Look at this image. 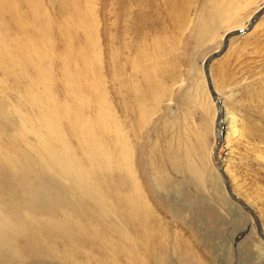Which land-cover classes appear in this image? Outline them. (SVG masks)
<instances>
[{"label": "rangeland", "instance_id": "obj_1", "mask_svg": "<svg viewBox=\"0 0 264 264\" xmlns=\"http://www.w3.org/2000/svg\"><path fill=\"white\" fill-rule=\"evenodd\" d=\"M204 1L0 0V36L46 54L41 59L51 64L50 82L59 106L80 109L82 119L90 121L96 120L97 111H104L105 122L110 112L117 118L133 149L141 195L158 221L147 239L141 235L131 246L116 232V217L104 214L91 196L61 192L52 203L42 200L34 207L26 185L11 175L0 188L3 211L14 210L13 218L23 223L26 208L34 207L30 222L48 219L64 223L68 231H81L79 241L68 245L53 240L60 255L51 256L27 246L30 238L42 240L38 232L27 229L24 235H14L22 257L2 258L0 264H264V9L251 23L264 0H254L243 11L240 26H221L217 35L201 41L192 20ZM237 29L241 32L230 35L223 47L225 35ZM211 54L207 76L204 64ZM10 65L17 74L0 69V104L8 112L18 106L33 115L37 110L19 102V95L34 83L37 72L30 66L21 69L19 59ZM141 70L152 71L153 85L161 81L168 92L146 119L125 89L136 75L138 87H143ZM209 100L214 119L204 110ZM233 112L244 132H233L228 141L222 128L218 162L217 129L222 124L233 127ZM19 127L16 116L0 127V148L9 155L27 153L25 138L15 136ZM63 131L77 149L67 121ZM108 134L107 129L106 148ZM170 138L174 144L187 145L196 165L202 166V156L201 180L181 164L174 169L162 159L170 179L158 185L153 161ZM31 169L36 175L35 181L30 178L33 184L44 190L56 188L38 159H32ZM98 183L109 187L108 170ZM106 198L111 204L110 193ZM40 234L46 236L45 231ZM66 246L79 247V253L64 257Z\"/></svg>", "mask_w": 264, "mask_h": 264}, {"label": "bare ground", "instance_id": "obj_2", "mask_svg": "<svg viewBox=\"0 0 264 264\" xmlns=\"http://www.w3.org/2000/svg\"><path fill=\"white\" fill-rule=\"evenodd\" d=\"M253 3L254 0H205L192 20L197 38L201 41L212 38L218 34V29L221 26H227V29L240 26L243 11L250 8L249 5ZM257 9L258 7L255 11ZM0 44V69L9 70L11 74L16 75L15 66L10 65V63H14L19 59L21 69L24 66L25 68L30 66V69L37 72V77L34 80V83L37 84H31L24 93L19 95V98H21L19 102L22 100L29 107L36 109L35 114H25L18 106L8 112L0 104V127L13 119L14 116L18 117L20 127L15 136L25 138L27 150V153L21 151L20 154L9 155L0 148V188L2 183L10 181L8 179L11 175H15L16 182L26 185L24 190L29 195V199L31 198L34 207H39L38 205H41L42 200H48L49 203H52V200L58 198L61 192H67L72 196L89 195L99 202L104 214L107 212V215L110 214L116 217L118 221V224L115 225L116 232L131 246L137 244H135V241H138L136 238L141 235L147 239L156 229L157 216L149 207L150 205L146 202L144 196L141 195L140 182L134 167L133 149L127 134L121 132L118 127L119 124L114 114L110 112L109 118L105 122L104 111L100 113L97 111L96 120L90 121L82 119L79 114L80 109L59 106L50 82L52 78L49 69L51 64L49 60L41 59V56L44 57L46 54L32 51L29 47L23 48L19 44L9 43L3 40L1 36ZM156 71H159L158 67H156ZM141 75L143 87H138L136 83L138 77L136 75V77H132L130 84L126 85L125 89L131 96V98L129 97L130 102H135L140 115L146 119L150 110L168 92L167 89L161 86V81L158 85H153L152 71L141 70ZM78 100L80 101L79 98ZM127 106L129 107V105ZM204 110H207L211 118L214 119L215 110L213 104L211 109L210 100L207 106H204ZM231 120L233 121V127L229 125L223 127V124L219 123L224 130L225 140L228 139V141L233 132L236 131L240 134L244 132L243 123L238 116L236 117L235 112L232 113ZM64 121L68 122L70 133L77 138L79 145L77 149L65 137L63 131ZM107 129L109 130L108 148L105 147L103 139V133ZM217 134L219 137V129H217ZM30 136L34 137L32 143L28 141ZM191 136L193 135L188 134L189 138ZM172 139L170 138L165 142L163 150H160L161 152L156 155V160L153 161L152 168L155 171L158 185L164 186L170 179L163 168L162 159H167L174 169H177L181 164L182 167L184 166L183 168L188 169L191 175L201 180L204 176L202 170L205 162L202 156H199V159L203 161L202 166L196 165V161L188 156L187 145L186 147L182 145V141L181 143L175 141L177 143L174 144ZM197 143L202 145L203 139H197ZM33 158L38 159L40 164L49 170L54 183L56 181V188L44 190L39 184H33L30 181V178L34 181L36 178L31 169ZM105 170L109 171V187L106 188L98 183ZM10 188V193L14 194V188ZM109 193L111 204L110 199L108 202L106 198ZM34 207L26 208L25 214L21 216L22 219L26 220L23 221L25 226L21 221L13 218L16 213L14 210L5 212L3 211L5 208L0 207V259L3 258L4 261H8L22 257V250L14 240V235H24L27 229L35 230L42 237V240L30 238L29 245L26 243L28 247L33 248L36 253L40 254L59 256L60 252L56 250V242L53 241L55 239L61 240L65 245L70 244L72 240L79 241L78 234L81 229L68 231L64 223L48 219L30 222ZM130 226L137 229H134L135 233L128 228ZM44 231L46 236L40 234ZM88 237L86 235L85 239ZM66 247H68V251L64 257L71 256L72 253H79L77 249L79 247L77 246L75 248L72 246ZM70 252L72 253L70 254ZM182 254L181 251H177L178 256H184ZM3 256H5V259Z\"/></svg>", "mask_w": 264, "mask_h": 264}, {"label": "water", "instance_id": "obj_3", "mask_svg": "<svg viewBox=\"0 0 264 264\" xmlns=\"http://www.w3.org/2000/svg\"><path fill=\"white\" fill-rule=\"evenodd\" d=\"M262 9H264V5L254 14V16L251 18V23L254 21V17L262 10ZM241 32V30H236V31H233V32H231V33H229V34H227V35H225V37H224V39H223V47H225L226 46V44H227V41H228V38L230 37V35H233V34H237V33H240ZM214 56V54H211L208 58H207V61L205 62V64H204V71H205V73H206V75L208 76V66H207V64H208V62H209V60L212 58ZM209 85H210V83H209ZM211 86V85H210ZM211 93H212V95H213V97L214 98H216V96H215V94H214V91H213V89L211 88ZM217 102H219V100L217 99ZM220 122V121H219ZM219 129H220V134L222 135V132H223V130H222V127H219ZM220 135V140L218 141V143H217V146H216V148H215V156H216V159H217V161L219 162L220 160H219V158H218V156H217V149H218V146H219V144H220V142H221V139H222V136Z\"/></svg>", "mask_w": 264, "mask_h": 264}]
</instances>
